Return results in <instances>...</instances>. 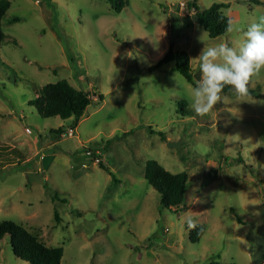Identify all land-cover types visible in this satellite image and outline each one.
Listing matches in <instances>:
<instances>
[{"label":"rangeland","instance_id":"obj_1","mask_svg":"<svg viewBox=\"0 0 264 264\" xmlns=\"http://www.w3.org/2000/svg\"><path fill=\"white\" fill-rule=\"evenodd\" d=\"M8 1L0 222L20 223L46 246L62 247L60 264H264V69L250 95L221 93L204 116L193 111L194 86L174 62L149 69L172 43L188 53L197 81L205 46L239 43L242 33L210 38L188 4L202 11L225 3L246 30L264 15V0H127L119 12L105 0ZM62 79L102 96L76 123L44 118L28 103ZM60 127L72 134L51 132ZM150 159L188 174L181 210L163 207L144 178ZM189 216L204 227L198 242L189 239ZM0 264H28L8 235Z\"/></svg>","mask_w":264,"mask_h":264},{"label":"trees","instance_id":"obj_2","mask_svg":"<svg viewBox=\"0 0 264 264\" xmlns=\"http://www.w3.org/2000/svg\"><path fill=\"white\" fill-rule=\"evenodd\" d=\"M111 8L119 12L127 4V0H105ZM8 0H0V43L4 39L2 31V20L9 9ZM227 5L222 2H214L206 9L199 11L195 2L188 4V9H194V14L198 15L197 22L204 28L210 38L226 33L227 18L220 19V9ZM174 62V70H177L185 80L195 86L196 80L193 77V70L190 58L186 51L176 50L171 43L163 55L150 66V70L157 69L165 63ZM231 90V86H225L222 93ZM92 95L89 90L78 89L72 86L67 80L62 79L55 83H47L42 86L35 99L29 100L37 110L38 114L44 118L58 116L62 120L72 119L76 123L84 114L86 108L91 103H101L102 96ZM51 132L60 134L63 128L53 129ZM91 162H97L105 169L115 181L113 173L97 159L96 155L90 154ZM144 178L148 184L159 194L160 204L163 207L174 211H179L185 201L188 189V174L183 171L171 173L164 169L156 160H148L145 163ZM56 220L57 212L54 211ZM204 232L203 225L197 224V228L189 233L192 242H198ZM8 235L9 245L14 255L28 264H60L63 248L60 246H46L35 234L22 224L12 220L0 222V241ZM208 264H231L220 263L212 260Z\"/></svg>","mask_w":264,"mask_h":264},{"label":"clouds","instance_id":"obj_3","mask_svg":"<svg viewBox=\"0 0 264 264\" xmlns=\"http://www.w3.org/2000/svg\"><path fill=\"white\" fill-rule=\"evenodd\" d=\"M220 19L227 18V33H242L239 43L230 46L219 43L205 46L199 56L200 79L191 89L192 109L198 116L207 115L222 99L225 86H231L237 96L250 95L252 78L264 69V15L241 28L229 15L230 9H220ZM187 228H197L196 220L189 216Z\"/></svg>","mask_w":264,"mask_h":264},{"label":"built area","instance_id":"obj_4","mask_svg":"<svg viewBox=\"0 0 264 264\" xmlns=\"http://www.w3.org/2000/svg\"><path fill=\"white\" fill-rule=\"evenodd\" d=\"M185 4L184 3H180L179 4V9L182 10L184 8ZM72 134V130L71 129H68V130H65L63 132H61L60 136L63 137V136H70Z\"/></svg>","mask_w":264,"mask_h":264},{"label":"water","instance_id":"obj_5","mask_svg":"<svg viewBox=\"0 0 264 264\" xmlns=\"http://www.w3.org/2000/svg\"><path fill=\"white\" fill-rule=\"evenodd\" d=\"M191 18H192V20L197 21L198 20V15L197 14H192L191 15ZM168 146L174 147V146H177V143H175V142H169L168 143Z\"/></svg>","mask_w":264,"mask_h":264}]
</instances>
